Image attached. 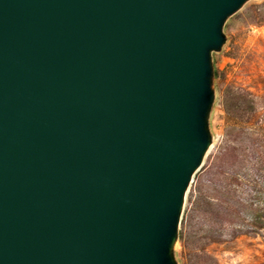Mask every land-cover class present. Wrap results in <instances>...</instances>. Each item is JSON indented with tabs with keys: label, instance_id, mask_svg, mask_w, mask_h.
<instances>
[{
	"label": "water",
	"instance_id": "water-1",
	"mask_svg": "<svg viewBox=\"0 0 264 264\" xmlns=\"http://www.w3.org/2000/svg\"><path fill=\"white\" fill-rule=\"evenodd\" d=\"M245 1L0 0V264H174Z\"/></svg>",
	"mask_w": 264,
	"mask_h": 264
},
{
	"label": "rangeland",
	"instance_id": "rangeland-1",
	"mask_svg": "<svg viewBox=\"0 0 264 264\" xmlns=\"http://www.w3.org/2000/svg\"><path fill=\"white\" fill-rule=\"evenodd\" d=\"M210 52L213 143L181 211L174 264H264V0L224 21Z\"/></svg>",
	"mask_w": 264,
	"mask_h": 264
},
{
	"label": "bare ground",
	"instance_id": "bare-ground-1",
	"mask_svg": "<svg viewBox=\"0 0 264 264\" xmlns=\"http://www.w3.org/2000/svg\"><path fill=\"white\" fill-rule=\"evenodd\" d=\"M213 143L211 141H209V144H208V147L203 155V158H202V162H201V165L205 159V157L207 156V154L209 153L211 147H212ZM189 186L190 184L188 185V187L186 188L185 192H184V196H183V204H182V208H181V211L183 210V206H184V203H185V200H186V197H187V194H188V191H189Z\"/></svg>",
	"mask_w": 264,
	"mask_h": 264
}]
</instances>
